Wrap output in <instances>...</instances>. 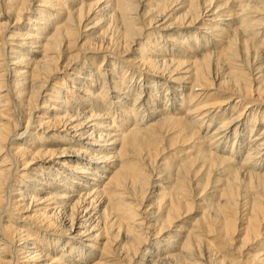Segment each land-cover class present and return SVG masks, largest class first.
<instances>
[{"label":"bare ground","instance_id":"6f19581e","mask_svg":"<svg viewBox=\"0 0 264 264\" xmlns=\"http://www.w3.org/2000/svg\"><path fill=\"white\" fill-rule=\"evenodd\" d=\"M0 264H264V0H0Z\"/></svg>","mask_w":264,"mask_h":264},{"label":"rangeland","instance_id":"374dc122","mask_svg":"<svg viewBox=\"0 0 264 264\" xmlns=\"http://www.w3.org/2000/svg\"><path fill=\"white\" fill-rule=\"evenodd\" d=\"M37 5H39V4H37ZM35 13H31L30 15H29V17H30V20H33L34 19V15ZM28 24H33V23H31V22H29ZM88 33L86 32V33H82V37L81 38H83L85 35H87ZM81 40V39H80ZM137 48H139V47H137ZM35 51H37V50H35ZM160 99V98H159ZM178 149H180V148H178ZM20 169H22V168H20Z\"/></svg>","mask_w":264,"mask_h":264}]
</instances>
